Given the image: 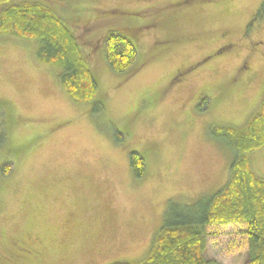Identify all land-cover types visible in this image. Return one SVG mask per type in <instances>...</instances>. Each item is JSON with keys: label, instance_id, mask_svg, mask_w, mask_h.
<instances>
[{"label": "rangeland", "instance_id": "rangeland-1", "mask_svg": "<svg viewBox=\"0 0 264 264\" xmlns=\"http://www.w3.org/2000/svg\"><path fill=\"white\" fill-rule=\"evenodd\" d=\"M33 1L75 21L98 91L78 103L39 40L0 34V264L141 260L168 199L225 181L232 154L212 127L264 107V0ZM111 31L134 41V73L107 64ZM250 158L264 177V147ZM207 232L208 258L247 263L240 227Z\"/></svg>", "mask_w": 264, "mask_h": 264}, {"label": "trees", "instance_id": "trees-1", "mask_svg": "<svg viewBox=\"0 0 264 264\" xmlns=\"http://www.w3.org/2000/svg\"><path fill=\"white\" fill-rule=\"evenodd\" d=\"M78 31L75 21H64L44 3L0 0V34L39 40V62L60 68L59 81L72 99L91 102L98 91L89 65L92 46L81 42ZM100 41L106 62L114 72L132 74L140 67L132 69L138 52L134 41L125 34L111 31ZM221 51L222 48L217 53ZM204 101L206 97L199 110ZM94 108L101 109V104L95 103ZM210 133L232 154L225 181L199 193L192 202L168 199L163 222L150 235L147 255L138 261L110 264H219L206 256L207 229L229 225L241 228L246 264H264V177L254 172L250 158L251 152L264 147V107L243 126L216 124ZM129 159L134 176L139 178L145 168L142 154L133 151Z\"/></svg>", "mask_w": 264, "mask_h": 264}, {"label": "crops", "instance_id": "crops-1", "mask_svg": "<svg viewBox=\"0 0 264 264\" xmlns=\"http://www.w3.org/2000/svg\"><path fill=\"white\" fill-rule=\"evenodd\" d=\"M142 254H140V255H137L136 257H138V256H141Z\"/></svg>", "mask_w": 264, "mask_h": 264}]
</instances>
